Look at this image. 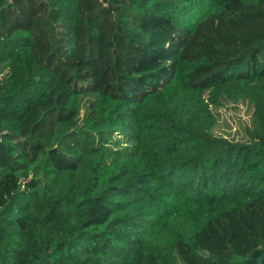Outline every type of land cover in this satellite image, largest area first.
<instances>
[{
    "label": "trees",
    "instance_id": "1",
    "mask_svg": "<svg viewBox=\"0 0 264 264\" xmlns=\"http://www.w3.org/2000/svg\"><path fill=\"white\" fill-rule=\"evenodd\" d=\"M263 7L0 0V264H264V39L188 57Z\"/></svg>",
    "mask_w": 264,
    "mask_h": 264
},
{
    "label": "rangeland",
    "instance_id": "2",
    "mask_svg": "<svg viewBox=\"0 0 264 264\" xmlns=\"http://www.w3.org/2000/svg\"><path fill=\"white\" fill-rule=\"evenodd\" d=\"M256 21L251 28L243 29L238 32L224 29L219 31L215 23L203 28L199 35L194 39V43L189 48L188 57L196 58L202 53H205L216 59L220 55V47L224 46L228 48L230 53V62H239L248 49L256 46L260 41L264 39V7L259 10ZM262 17V18H260ZM260 18V19H259ZM215 67L207 71H204L198 78L194 80V83H200L202 81L211 79L215 73ZM235 111L230 110L223 113L224 118L220 121V133L234 136L235 133L241 129L238 118L247 120L250 118L244 110L241 111L240 116H236ZM60 112H57L59 115ZM61 115V114H60ZM241 135L243 129L240 130Z\"/></svg>",
    "mask_w": 264,
    "mask_h": 264
}]
</instances>
